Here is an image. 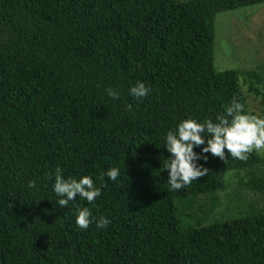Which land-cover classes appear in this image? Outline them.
<instances>
[{"label":"trees","instance_id":"16d2710c","mask_svg":"<svg viewBox=\"0 0 264 264\" xmlns=\"http://www.w3.org/2000/svg\"><path fill=\"white\" fill-rule=\"evenodd\" d=\"M262 4L0 0V264H264L259 152L206 154L208 174L175 191L162 167L163 137L179 120H215L233 97L249 112L241 77L264 107L255 70L214 66L217 15ZM137 81L150 88L141 100L128 95ZM110 86L118 99L106 95ZM110 167L120 175L103 177L92 203L56 204L57 169L99 184ZM218 191L238 193L250 211L184 226V202ZM81 207L92 213L84 230L74 223ZM101 215L110 221L102 229Z\"/></svg>","mask_w":264,"mask_h":264},{"label":"clouds","instance_id":"9594fccd","mask_svg":"<svg viewBox=\"0 0 264 264\" xmlns=\"http://www.w3.org/2000/svg\"><path fill=\"white\" fill-rule=\"evenodd\" d=\"M106 95L115 100L119 98V91L111 86L105 89ZM150 88L144 82L137 81L128 89V95L136 100L147 96ZM130 107V106H129ZM164 149L169 153L168 159L162 167L167 171V184L170 191L180 190L188 186L197 178L208 174L204 167L208 155L225 160V154L232 158L245 160L247 154L264 150V115L246 112L243 105L235 97L224 108L222 114H217L215 120L205 118L196 120L184 118L175 123L163 137ZM198 148L199 152L194 151ZM120 175L118 167H110L101 173V180L97 184L91 175H79L78 178H65L57 169L52 184V192L57 197L56 204L60 208L68 206L80 198L92 203L101 196L105 186L103 177L115 181ZM26 187H36L34 180L28 181ZM73 215L77 229H87L91 221V211L88 207L77 208ZM110 221L101 215L96 221L97 228H105Z\"/></svg>","mask_w":264,"mask_h":264},{"label":"rangeland","instance_id":"374dc122","mask_svg":"<svg viewBox=\"0 0 264 264\" xmlns=\"http://www.w3.org/2000/svg\"><path fill=\"white\" fill-rule=\"evenodd\" d=\"M214 66L217 72L255 70L257 76L251 75V80L253 78L260 80L259 89L262 94L264 93V4L217 15ZM239 85L246 96L245 104L250 109L249 112L264 115L261 96L258 98L251 91L249 82L242 77ZM256 152L264 159V150ZM229 178L230 174H227V182ZM221 192L224 191L185 201L183 207L179 209V219L183 225L195 227L213 222H226L250 211L243 207L244 200L238 193L229 192L225 197ZM252 194L249 198L253 199ZM255 209L260 211L263 208Z\"/></svg>","mask_w":264,"mask_h":264}]
</instances>
